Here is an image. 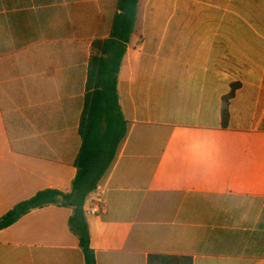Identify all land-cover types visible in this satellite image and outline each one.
<instances>
[{"label":"crops","instance_id":"crops-1","mask_svg":"<svg viewBox=\"0 0 264 264\" xmlns=\"http://www.w3.org/2000/svg\"><path fill=\"white\" fill-rule=\"evenodd\" d=\"M117 1L0 0V217L72 189L91 47ZM118 88L128 134L85 212L97 264H264V0H139ZM72 214L1 230L0 264H86Z\"/></svg>","mask_w":264,"mask_h":264},{"label":"trees","instance_id":"trees-1","mask_svg":"<svg viewBox=\"0 0 264 264\" xmlns=\"http://www.w3.org/2000/svg\"><path fill=\"white\" fill-rule=\"evenodd\" d=\"M138 7L139 0H118L109 37L92 43L87 93L79 125L82 143L75 161L77 174L72 189L68 192L56 188L39 190L0 217V231L34 209L52 204L71 207L69 227L79 238L86 264H97L84 204L112 166L128 134L129 122L121 107L118 82L128 43L135 31ZM240 86V83H233L230 92L223 97L224 127L230 123L231 100ZM147 264H193V259L187 255L152 254Z\"/></svg>","mask_w":264,"mask_h":264},{"label":"built area","instance_id":"built-area-1","mask_svg":"<svg viewBox=\"0 0 264 264\" xmlns=\"http://www.w3.org/2000/svg\"><path fill=\"white\" fill-rule=\"evenodd\" d=\"M106 189L101 185L88 196L84 204V211L89 215H96L101 210V205L104 202Z\"/></svg>","mask_w":264,"mask_h":264}]
</instances>
